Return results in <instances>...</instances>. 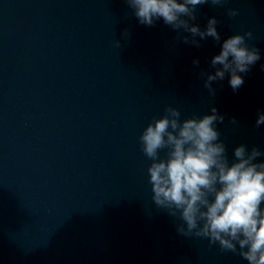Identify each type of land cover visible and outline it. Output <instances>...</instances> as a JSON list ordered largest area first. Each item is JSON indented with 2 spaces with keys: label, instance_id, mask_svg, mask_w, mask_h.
<instances>
[{
  "label": "water",
  "instance_id": "1",
  "mask_svg": "<svg viewBox=\"0 0 264 264\" xmlns=\"http://www.w3.org/2000/svg\"><path fill=\"white\" fill-rule=\"evenodd\" d=\"M211 16L221 40L251 31L260 51L236 91L227 75L204 87L219 42L140 24L125 0H0V264H247L176 232L138 139L167 105L182 118L215 106L229 158L264 149V0L205 3L190 22Z\"/></svg>",
  "mask_w": 264,
  "mask_h": 264
},
{
  "label": "clouds",
  "instance_id": "2",
  "mask_svg": "<svg viewBox=\"0 0 264 264\" xmlns=\"http://www.w3.org/2000/svg\"><path fill=\"white\" fill-rule=\"evenodd\" d=\"M140 24L158 20L190 35L179 37L185 44L200 46L211 37L219 51L210 58L214 71H201L204 87L215 94L212 82L228 77L233 91L244 83L250 67L260 59V51L249 46L251 31L221 40L217 19L208 17L204 27L195 21L196 9L205 3L224 6L228 0H125ZM229 17L238 9L228 8ZM125 30L122 37L127 39ZM199 37V39H197ZM247 38V39H246ZM121 47V40H115ZM193 64H199L193 59ZM224 116L215 106L209 113L182 118L171 105L153 117L141 130V151L150 160L147 179L152 201L170 217L179 218L176 232L185 237L206 238L224 252L242 257L247 264H264V149L240 143L229 158L221 133L216 127ZM233 124L235 117L231 118ZM256 128L264 126V111L258 110Z\"/></svg>",
  "mask_w": 264,
  "mask_h": 264
}]
</instances>
